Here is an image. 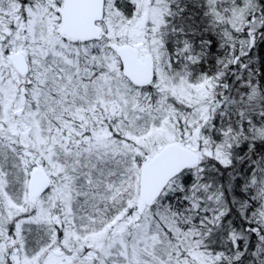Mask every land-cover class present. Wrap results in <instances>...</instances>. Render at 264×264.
Returning a JSON list of instances; mask_svg holds the SVG:
<instances>
[{
	"label": "snow or ice",
	"instance_id": "6c2138e0",
	"mask_svg": "<svg viewBox=\"0 0 264 264\" xmlns=\"http://www.w3.org/2000/svg\"><path fill=\"white\" fill-rule=\"evenodd\" d=\"M0 264H264V0H0Z\"/></svg>",
	"mask_w": 264,
	"mask_h": 264
}]
</instances>
